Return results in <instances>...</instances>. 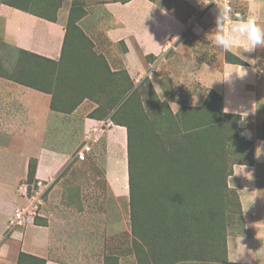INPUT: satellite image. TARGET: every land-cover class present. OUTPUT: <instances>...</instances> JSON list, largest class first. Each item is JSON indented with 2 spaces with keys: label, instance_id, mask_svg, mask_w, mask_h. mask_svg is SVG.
Instances as JSON below:
<instances>
[{
  "label": "rangeland",
  "instance_id": "1",
  "mask_svg": "<svg viewBox=\"0 0 264 264\" xmlns=\"http://www.w3.org/2000/svg\"><path fill=\"white\" fill-rule=\"evenodd\" d=\"M8 2L31 5L29 0ZM43 3L48 7L53 2ZM184 39L201 61L214 60L209 49L213 54L221 51L191 38L189 31ZM75 44L76 56L60 69L49 59L11 49L0 29L1 75L47 89L62 110L79 102L87 108L85 120L78 121L75 132L62 141L66 160L55 177L58 186L51 184L43 193L42 213L53 211L54 205L62 211L54 234L58 255L72 264H237L226 259V241L243 221L237 193L227 179L233 164L250 162L253 151L239 125L240 115L224 117L212 91L194 83L182 85V75L189 76L181 69L189 59L180 47L167 53L157 74L160 81L170 82L173 71L180 96L195 95L199 100L194 107L183 105L174 112L167 101L159 100L147 73L134 79L125 70L112 71L103 58L90 56V41L78 37ZM147 60L153 61L150 56ZM133 82L140 85L134 87ZM56 84L71 88L58 89ZM188 118L195 126L203 120L204 130L184 139ZM109 119L130 128L125 149L128 144L131 188L124 193L120 190L126 182L120 187L117 180L107 184L104 178V162L126 160L116 149H124L121 140L109 138L107 143L104 138L112 125L96 121ZM86 142L90 151L78 160L75 154ZM33 169L31 163V173L22 181L29 188L38 181ZM260 183L264 185V175ZM57 198L61 200L55 202ZM35 222L45 224L47 219L40 216ZM22 264L41 260L25 259Z\"/></svg>",
  "mask_w": 264,
  "mask_h": 264
},
{
  "label": "crops",
  "instance_id": "2",
  "mask_svg": "<svg viewBox=\"0 0 264 264\" xmlns=\"http://www.w3.org/2000/svg\"><path fill=\"white\" fill-rule=\"evenodd\" d=\"M29 1L30 7L0 0L1 36L11 49L49 59L61 69L68 64L70 56H76L78 37H84L92 43L88 48L90 56L103 58L112 71L125 70L134 79L147 73L159 100L167 101L174 112L183 105L194 107L199 99L195 95L180 96L173 71L169 74L170 82L160 81L157 72L162 62H167L166 55L171 49L180 47L181 53L187 51L189 60L181 73L189 78L182 75V85L194 83L218 94L223 111L240 115L239 125L245 138L253 143L251 161L233 164L227 179L228 186L237 193L243 222L239 231L227 236L226 259L237 264H262L264 48L242 52L241 41L227 51L241 63L226 59L223 49L215 54L209 49V55L214 58L210 62L199 60V52L185 43V34L189 31L198 42L215 45L208 33L215 27V16L223 5L220 0H52V6L48 7L44 0ZM231 5V19H226L223 25L225 31L241 16H254L264 26V0H231ZM196 48L199 49L198 45ZM148 56L152 62L147 60ZM86 112L82 102L62 110L60 102H55L47 89L0 74V264H22L25 259H40L41 264H72L56 252L54 234L62 222V211L55 205L53 211L44 210L45 224L34 220L18 225L11 221L15 209L28 204L21 187L27 183L22 181L31 163L38 181L46 187L58 186L55 177L66 160L62 141L75 132L78 121L85 120ZM109 120L96 121L112 125L104 138L107 143L109 138L120 139L124 149L121 146L116 149L122 150L126 160L114 162L115 165L112 161L104 162V178L107 184L117 180L120 187L126 182L120 190L124 193L129 188L127 145L125 149L128 126ZM122 192L118 194L123 195Z\"/></svg>",
  "mask_w": 264,
  "mask_h": 264
},
{
  "label": "clouds",
  "instance_id": "3",
  "mask_svg": "<svg viewBox=\"0 0 264 264\" xmlns=\"http://www.w3.org/2000/svg\"><path fill=\"white\" fill-rule=\"evenodd\" d=\"M231 12L230 4L224 3L220 6L214 19L215 27L208 33L214 44L225 51L231 50L241 41L244 44L242 52L264 48V26L260 25L254 16L249 15L247 18L241 16L231 24L228 31H225L223 25L226 19H231ZM242 52L239 55L245 59Z\"/></svg>",
  "mask_w": 264,
  "mask_h": 264
},
{
  "label": "built area",
  "instance_id": "4",
  "mask_svg": "<svg viewBox=\"0 0 264 264\" xmlns=\"http://www.w3.org/2000/svg\"><path fill=\"white\" fill-rule=\"evenodd\" d=\"M222 4L228 3L231 6V0H220ZM90 151L89 143L86 142L75 154L78 160H84L86 153ZM46 185L42 181L33 183L29 188L28 184H23L21 192L28 199V204L18 207L14 211V218L12 224L24 225L26 222H33L36 217L42 216L41 205L43 203V193L45 192Z\"/></svg>",
  "mask_w": 264,
  "mask_h": 264
},
{
  "label": "trees",
  "instance_id": "5",
  "mask_svg": "<svg viewBox=\"0 0 264 264\" xmlns=\"http://www.w3.org/2000/svg\"><path fill=\"white\" fill-rule=\"evenodd\" d=\"M225 57H226V59H228V60H230V61H232V62H236V63H241L242 61L240 60V59H238L237 57H235V56H233L232 54H230L229 52H225ZM30 84V83H29ZM30 85H32V86H34V87H37V88H39V86H35V85H33V84H30ZM41 88V87H40ZM210 91H212V90H210ZM212 93L216 96V98H217V100H218V103H219V105L222 107V105H221V98H220V96L218 95V94H216L214 91H212ZM204 102H205V100H204ZM204 105V104H203ZM202 105V106H203ZM201 105L199 106V107H202ZM199 107H196L195 109L196 110H199ZM232 114H228V113H226V112H224L223 113V116L225 117V116H231ZM187 120V119H186ZM193 120H194V117H193ZM193 120H190L189 118H188V120L186 121V123L185 124H188L187 125V127H186V129H185V131L183 132L184 134H183V136L182 137H184V139L185 138H189V136L190 135H193L194 136V134H196L195 136H197V135H199V131H201V130H204V126H203V120L202 121H199L198 122V125L197 126H195L194 124H191L190 125V121H193ZM192 123V122H191ZM128 126V125H127ZM193 126V127H192ZM129 131H130V128H129V126H128V136H129ZM264 131V130H263ZM186 136V137H185ZM127 152H128V174H129V187L131 188V183H130V159H131V154L129 153V150H128V144H127ZM232 169V168H231ZM33 172V175H34V169L32 170ZM31 172H30V166H29V172H28V174H30ZM230 173H231V171H230ZM229 173V174H230ZM228 174V175H229Z\"/></svg>",
  "mask_w": 264,
  "mask_h": 264
}]
</instances>
